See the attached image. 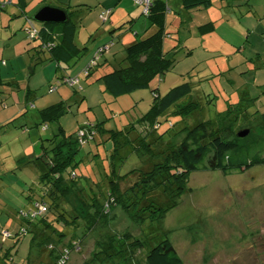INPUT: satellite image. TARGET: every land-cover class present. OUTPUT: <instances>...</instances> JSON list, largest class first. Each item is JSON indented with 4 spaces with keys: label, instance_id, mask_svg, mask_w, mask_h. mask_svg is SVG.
Masks as SVG:
<instances>
[{
    "label": "rangeland",
    "instance_id": "374dc122",
    "mask_svg": "<svg viewBox=\"0 0 264 264\" xmlns=\"http://www.w3.org/2000/svg\"><path fill=\"white\" fill-rule=\"evenodd\" d=\"M71 1L64 0L63 7L82 8L73 17L79 24L76 39L89 48L76 65L62 72L80 76V83L75 88L81 91V96L59 120L47 122L46 128L38 110L69 97L74 87L59 78L55 61L41 62L36 56L32 58L25 31L19 25L14 28L18 19L11 20L10 29L2 30L9 40L0 39V77L3 79L0 81V264H42L50 260V250L32 245L33 232L17 238L16 231L21 227L18 209L26 204L22 190L28 189L38 176L35 163L26 166L21 165L20 160L22 156L35 153L34 141L39 140V136L48 138L57 133L59 124L68 133L97 122H103L106 128L121 129L129 122H133L137 130L152 128L153 124L141 120L151 108L152 89L158 87L161 95H165L184 82H192V94L197 101L196 113L186 121L189 124H194L197 118L219 123L218 113L229 104L240 102L241 98H247V103L256 102L247 105L250 112L259 106L264 110V0H249L254 3L251 6L243 0L242 5L234 4L230 11L220 7L222 0H217L211 9L216 12V7L223 8L225 15L215 23L216 26L214 24L215 27L202 30L196 25L195 33H188L181 43L177 34H173L178 45L176 48L170 45L169 56L175 59L172 67L161 77H156L150 87L117 97L107 91L102 82L82 75L89 57L112 37L108 31L101 34L108 24L98 17L102 0ZM116 1L108 0L112 4ZM129 2L142 11L135 0ZM40 7L30 15L33 17ZM139 18L136 29H139L140 37H147L146 28L141 24L146 15L141 12ZM224 21L229 26L224 27ZM189 45L194 48L190 50ZM123 47L124 44L117 40L104 55L114 57L115 51ZM55 85L56 90L50 92L49 88ZM258 117L260 115L250 123L251 128L248 124L238 133L256 129L257 132L252 134L255 142L250 155L259 152L264 157V129ZM179 119L170 115L161 124L160 131L169 127V120L177 128L183 126L185 122H178ZM249 133L241 137L245 138ZM183 137L180 135L174 141L179 142ZM100 139L98 135L97 140L85 143L79 156L81 161L75 165L79 184L86 186V192H90L89 184L101 180L113 168L123 174L142 165L141 157L130 153V148L123 147L114 154V142L109 139L101 142ZM190 188L161 222H135L120 206L114 208L108 226L100 225L84 234L86 227L81 222L64 239L65 243L75 237L82 240L80 248L71 251L67 264H147L148 249L166 236L185 264H264V164L228 175L220 170H197L191 174ZM107 230L129 233L144 240L145 247L135 252V263L121 257L92 261L96 241ZM5 232L9 235L5 236ZM59 252L62 256L61 246L54 251L55 254Z\"/></svg>",
    "mask_w": 264,
    "mask_h": 264
},
{
    "label": "trees",
    "instance_id": "16d2710c",
    "mask_svg": "<svg viewBox=\"0 0 264 264\" xmlns=\"http://www.w3.org/2000/svg\"><path fill=\"white\" fill-rule=\"evenodd\" d=\"M14 2L15 0H3L0 7L4 9ZM135 3L140 5L142 14L146 15L156 30L147 37H138L122 49V59L105 58V52L117 42L116 36L111 34L110 41L94 51L95 54L89 57V62L82 71V75L87 78L102 82L106 90L115 97L150 87L155 78L161 77L175 62V59L169 56L170 49L165 48L168 1L155 0L149 13L144 12L142 4L136 1ZM212 3L213 0L182 1L184 8L188 9L207 7ZM15 4L21 11L13 12L11 16H23L25 19L22 29L31 45L29 51L32 58L36 56V60L41 62L55 61L59 78L62 77L64 83L74 87L69 97L38 110L46 122L43 126L46 128L47 122L59 120L67 112V108L81 96V91L75 88L76 84L80 83V76L64 74L62 71L76 65L88 52V45H83L76 39L79 24L73 19L75 13L82 8L70 10L65 7L69 15L66 22L42 23L24 12L26 0H16ZM112 14L113 8H104L99 16L107 23ZM129 22L112 27L108 32L114 33L121 27L125 28ZM126 28L132 32L135 30L132 26ZM205 28L209 30L212 25L205 24L201 27L202 30ZM30 30L35 31L33 36L29 34ZM106 46L101 54L100 48ZM67 79L75 80L69 82ZM2 80L0 77V81ZM53 87L55 88L51 91ZM56 88V85L51 86L49 91L53 92ZM152 90L154 98L151 108L141 119L153 124L152 128L137 130L133 122L125 124L121 129L106 128L103 122H97L68 133L59 124L58 132L52 137L39 136V154L22 156L21 165L35 163L36 167L38 166V176L28 189L22 190L26 204L18 209L17 218L21 227L16 234L17 238H21L33 232L32 245L50 250L53 256L42 264H67L68 258L61 263L60 252L55 254L54 251L60 249V246L61 249H73L76 243L81 246L82 241L81 238L75 237L65 243L64 239L68 233L74 232L81 222H84L86 227L84 234L90 233L100 225L108 226L115 207L120 206L135 222L163 221L167 213L178 206L181 197L191 190L190 177L194 171L220 170L228 175L264 164V157L259 152L250 155L255 142L252 134L257 130H249L250 133L245 138L238 134V131L248 124L247 127L251 128L250 123H254L259 115L264 129V110L259 106L254 112H250V106H247L256 103L253 98H250L253 103H247V98H241L240 102L229 104L228 108L218 113L219 123L197 118L194 124H189L186 121L196 113L197 108V101L192 94V82L177 85L165 95H161L158 87ZM170 115L178 116V122L184 121V125L177 128V125L169 120V127L160 131L161 124L167 121ZM241 115L245 117L242 119ZM82 131L84 135L80 134ZM98 135L102 138L101 142L107 139L114 142V154L123 147L130 148V153L141 157L142 165L123 174L117 173L113 168L112 172L104 174L101 180L94 181L93 185L89 184L90 192H86V186L79 184L75 165L81 161L79 156L85 143L92 139L97 140ZM180 135H184L182 140L175 142L174 139ZM42 206L44 210L41 209ZM71 228L73 230L69 231ZM96 246L92 261L116 260L121 257L135 263V252L144 248L145 242L129 233L118 234L107 230L97 239ZM146 263L185 264L167 236L148 249Z\"/></svg>",
    "mask_w": 264,
    "mask_h": 264
},
{
    "label": "crops",
    "instance_id": "0c3cea01",
    "mask_svg": "<svg viewBox=\"0 0 264 264\" xmlns=\"http://www.w3.org/2000/svg\"><path fill=\"white\" fill-rule=\"evenodd\" d=\"M1 1L3 0H0V2ZM118 1L119 0H117L116 1L117 3L115 4L109 3L108 0L100 1V4L102 5L101 7H99L98 13L100 15V12L104 8H113V14L108 20V24H106V27L101 30V34H105L112 27H118L123 22L125 23V22H129V20H132V22L131 21L129 22L130 24H126V27L132 26L133 30L135 29L133 32L132 30L127 29L126 27L125 28L121 27L120 29H117L114 33H109V34H113L112 36H116L117 40L118 41L120 40L124 44V47H123L124 49L126 46L130 45L138 37H140L139 29H136V24L140 23L141 18L139 17L142 11H139V9L136 8V6H133V4L129 2L130 0H120V3H118ZM167 1H168L169 6L166 8V21H165L166 34H167V37L165 39V42L167 41V43L165 44L166 49H170L171 48L170 45L172 47H176L178 45L175 42V37H173V34H177V36L179 37L180 43H181L186 40V36H188V33L189 34L195 33L193 29H195L194 27L196 25L200 26V28L202 26H205V24H208L209 26L212 25V27H215L216 26L215 23L219 19H221V17L225 15L223 8L216 7V12H214L211 9L215 7L214 4L215 2H217V0H213V3L210 6L196 8V9L184 8L182 4L183 0H167ZM15 2L13 3L14 5L12 4L10 6H7L4 9L0 7V39L9 40L7 39L5 34L2 32V30H4V28H6L7 30L10 29L11 25L13 24L11 22L12 19H16V20L18 19V22L15 24L14 28H16L18 25L21 26V28H23L24 21H25L23 16H21L20 18H17L15 15H14L15 17L11 16V13L16 12V11H21L20 7L16 5ZM26 2H27V5L24 8V12H26V14H29V15L33 10H36L40 5L41 6L52 5V6H58V7H63V5H65L64 0H51V2H48L47 0H44V1L43 0H26ZM68 2H72V1L68 0ZM218 3H220V1ZM243 3H244L243 0H239V1L238 0H222L221 4L223 5H221L220 7H226L230 11L231 7L234 6V4H237L236 6H238V5H242ZM84 4H87V3H84ZM251 4H254V3L247 0V6H251ZM99 15L98 17L100 19ZM141 24L142 26L146 28L145 34H147V36L151 35L156 30L155 26H151L149 19L147 17L145 19V22H141ZM226 26H229V25L226 21H224V27ZM135 32H137V34ZM111 38L112 37H110V39ZM203 44H207V42ZM117 46L118 45H116L115 47ZM215 47H219V45H216ZM192 48H194V46L190 47L189 45V49L191 50ZM115 53L116 54L114 57L116 58L119 57V59H122L123 57L122 50H117L115 51ZM106 57L108 56H105V58ZM34 144H35L34 146L37 147V149L36 148L34 149V152L36 154H39L41 152L40 150L41 140L40 139L37 141L35 140ZM52 256L53 255L50 254L49 257L51 258Z\"/></svg>",
    "mask_w": 264,
    "mask_h": 264
},
{
    "label": "water",
    "instance_id": "95a60500",
    "mask_svg": "<svg viewBox=\"0 0 264 264\" xmlns=\"http://www.w3.org/2000/svg\"><path fill=\"white\" fill-rule=\"evenodd\" d=\"M68 18L69 15L66 9L52 5L41 6L33 15L34 20L42 23H63L66 22ZM248 132L249 129L238 134L244 136Z\"/></svg>",
    "mask_w": 264,
    "mask_h": 264
},
{
    "label": "built area",
    "instance_id": "2783aa9c",
    "mask_svg": "<svg viewBox=\"0 0 264 264\" xmlns=\"http://www.w3.org/2000/svg\"><path fill=\"white\" fill-rule=\"evenodd\" d=\"M137 3H139V4H142L143 6H144V12L145 13H149V11H150V9H151V7H152V5H153V2L155 1V0H135ZM35 33V31L33 30H30L29 31V34H31L32 36H33V34ZM107 48V46L106 47H103V48H100V50H99V52L102 54L104 51L103 50H105ZM103 51V52H102ZM71 80H75V79H67V81H71ZM77 81V80H76ZM55 87H53L52 89H51V91L54 89ZM81 135H84V132L82 131L81 133H80ZM41 209L42 210H44L45 208H44V206H42L41 207ZM6 235H9V233L8 232H5V236ZM76 248H80V245L78 244V243H76V245H75V247L73 248V249H68V248H65V249H62V256L59 258V260H61V263H63L64 261H66V259L67 258H69V255H70V253H71V251L72 250H74V249H76Z\"/></svg>",
    "mask_w": 264,
    "mask_h": 264
}]
</instances>
